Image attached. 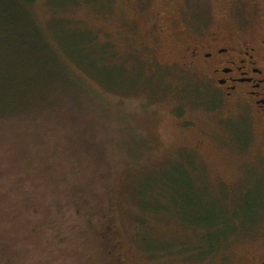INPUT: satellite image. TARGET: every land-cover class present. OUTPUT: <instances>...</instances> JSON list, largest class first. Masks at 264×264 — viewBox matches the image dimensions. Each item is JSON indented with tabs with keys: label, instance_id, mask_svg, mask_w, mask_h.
<instances>
[{
	"label": "rangeland",
	"instance_id": "rangeland-1",
	"mask_svg": "<svg viewBox=\"0 0 264 264\" xmlns=\"http://www.w3.org/2000/svg\"><path fill=\"white\" fill-rule=\"evenodd\" d=\"M87 1L32 9L76 81L57 72L36 114L0 119V237L14 244L0 264H93L82 187L96 210L107 198L123 264L264 262V122L222 106L190 57L217 26L260 32L264 0ZM210 223L241 231L198 253Z\"/></svg>",
	"mask_w": 264,
	"mask_h": 264
},
{
	"label": "trees",
	"instance_id": "trees-1",
	"mask_svg": "<svg viewBox=\"0 0 264 264\" xmlns=\"http://www.w3.org/2000/svg\"><path fill=\"white\" fill-rule=\"evenodd\" d=\"M38 0H0V119L15 118L16 112L23 115L36 114V110L46 101L50 91L56 89V78L54 75L58 72L64 73L66 77L73 78L63 64L55 46L48 40L38 25L33 6ZM52 10L60 14L61 11L74 9L81 5L78 0L69 2L67 0H50ZM85 0L86 5L90 3ZM54 7V8H53ZM61 22V26H68V21L62 18L55 19ZM55 43L62 46V54L70 56V60L79 65L82 70L87 71V61L83 63V57L73 50H68L59 42L57 32L54 35ZM58 40V41H56ZM91 44V43H89ZM85 51L92 47L84 46ZM102 55L107 61L111 58L110 49H103ZM79 61H78V60ZM91 66V65H90ZM32 105L29 107V103ZM28 111V112H27ZM19 118H25L24 116ZM13 118V119H14ZM31 121L33 118L26 116ZM156 192V190H155ZM158 199V193L156 194ZM97 195H89L86 187H82L77 203L81 208L82 218L85 221L84 230L89 235L90 252L87 260L93 264H123L119 252V237L114 229L111 216V207L106 198V204L96 210L90 202V198ZM156 198L153 205L156 206ZM9 205V203H6ZM149 207V206H148ZM147 207V208H148ZM0 208L6 212V221L11 219L10 209L5 207L3 201H0ZM148 212L157 214L155 207L150 208ZM147 212V211H146ZM235 220V219H234ZM236 221V220H235ZM243 222L242 220H240ZM95 223V224H92ZM211 226L206 229L208 234V246L197 245L196 252L216 251V248L222 244L221 241L229 235H235L241 229L236 223H210ZM243 227H250V223H241ZM196 230L203 229L193 227ZM215 229H223L218 237H213ZM245 231V230H244ZM84 233V232H83ZM205 235V236H206ZM6 237V236H5ZM4 235L0 237V248L3 251V257H6V251H13V241ZM199 246V247H198ZM219 249V247H218ZM203 253V254H204ZM83 258V257H82ZM5 264H8L5 259Z\"/></svg>",
	"mask_w": 264,
	"mask_h": 264
},
{
	"label": "flooded vegetation",
	"instance_id": "flooded-vegetation-1",
	"mask_svg": "<svg viewBox=\"0 0 264 264\" xmlns=\"http://www.w3.org/2000/svg\"><path fill=\"white\" fill-rule=\"evenodd\" d=\"M262 22L260 32L244 36L238 29L242 25L233 33L222 32V25L206 30L202 53L190 57L192 65L208 68L206 89L213 98H221L222 106L235 113L247 111L250 118L264 122V17Z\"/></svg>",
	"mask_w": 264,
	"mask_h": 264
}]
</instances>
